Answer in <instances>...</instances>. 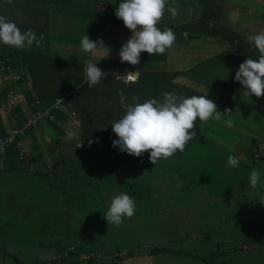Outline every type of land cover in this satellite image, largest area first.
Here are the masks:
<instances>
[{"label":"rangeland","instance_id":"1","mask_svg":"<svg viewBox=\"0 0 264 264\" xmlns=\"http://www.w3.org/2000/svg\"><path fill=\"white\" fill-rule=\"evenodd\" d=\"M90 1L97 2V5L108 3L107 0ZM120 2L121 0H112L114 10L112 15L115 17ZM177 2L180 8H175L181 14L176 12L173 16L165 11L159 25L179 23L181 18L189 19L191 16L197 17L198 21L204 19L200 18L199 14L201 9L207 11L208 0H177ZM67 7L73 10L80 20L75 24H56L55 26H62L52 28L48 37L49 55L42 57L37 55L35 59L40 64L39 71L46 70L47 64L55 59H58L62 66H66L68 60L72 63L76 58L79 61L95 59L98 61L97 65L103 68L129 65L128 62H121L119 52L122 45L132 36V32L125 29L121 19H111L104 27L105 35L101 37L102 25L90 19L88 11L84 10V2ZM64 25L72 27L66 28ZM84 32L94 41L102 39L104 45L110 48L109 55L103 57L105 55L103 50H98L95 54L82 51L79 43ZM188 34L190 33H187V37ZM1 45L6 46L5 51L8 52L7 57L2 58L3 61L12 62L15 58L19 59V55L9 46L2 43ZM182 46L167 62L166 69H182L185 61L192 62L195 61L194 58L200 57V54L193 56L192 53H186L187 46L180 49ZM11 66L14 67L12 64ZM35 68L37 69V66ZM57 69L61 72L60 75L63 74L62 68ZM136 70L138 71L134 67L127 69L126 72ZM113 72L115 73V70ZM65 79L66 77L62 79L59 77L52 88L65 89L63 81ZM9 81L10 75L0 72V91ZM167 81L166 77L160 76L151 84L158 85L166 92H172V89H167L172 87ZM47 85L50 86L49 83ZM243 98L251 106H248L246 111H241V106L232 110L231 126L227 123L208 122V130L202 129L209 138L215 140L220 138L224 141L188 142L184 149L188 153L167 159L161 158L156 165L150 162V153L145 152L141 156L142 165L137 164L126 170V160L129 161L130 155L121 152L109 142L102 149L94 148L97 150L93 153L92 160L99 165L96 175L90 170L91 159L88 157L91 150L85 149V142L82 140L83 146L79 155L66 153L67 158L64 159L70 167L61 173L55 167H46L42 155L33 157L34 154L30 156L27 153L29 158L16 162L15 168L7 169L5 174L0 173V183H9V186L5 185L4 191L11 194L8 198L1 197L3 205L0 206V264L30 263L39 257H50L62 245L83 241L80 236L81 231H87L86 228L89 226L91 230L89 229L88 233L95 236L96 240L93 244V240L81 242V249H92L94 246L102 248L103 244L105 245L104 242L102 243L104 232L112 231L113 227L117 229L113 232V236H130L128 223L133 226V230H136L138 239H131L128 243L133 242L136 245L137 243L134 242L136 240L141 242V246L137 248H144L147 243L138 235L141 221H146L148 224L158 222L155 225L158 232H151L159 234L158 240L162 239L163 234L181 236L177 244L185 246L182 248L190 252L177 253L166 250L155 256L157 264H171V262L174 264H264V204L259 200H264V160H252L248 150L244 151L242 160L234 153L224 154L221 158L215 150L203 153L212 149L213 145L221 149V146L226 147L227 144L235 141L240 143L241 147L239 144L238 146L243 149L247 144L246 141H239L243 133L264 142V100H262L264 98L260 97L258 100L255 95L245 94ZM90 111L93 112V109ZM95 111L99 120L95 117L92 121L93 125H101L100 115L105 113L106 109L95 106ZM65 113L68 114L66 119L58 121V125L66 130H74L77 135L81 128L78 115L72 110ZM10 117L13 121L16 119L12 115ZM227 119L228 117H225L224 121L226 122ZM256 123V136L245 131L244 125L248 129ZM44 129L41 126L35 127V134L37 140L43 146L47 144L45 148L51 150L49 131ZM58 130L55 128L53 133L59 135ZM98 133L100 134V131ZM76 143L80 145L79 141ZM22 146L26 147L24 143ZM260 146V153L255 155L256 157H261L264 153V143ZM57 150L61 151L57 155L63 157L65 146L60 144ZM86 155L88 157H85ZM230 155L239 158V165L235 168L227 166ZM81 156L83 158L77 163V159ZM31 162H33L32 167L37 171L32 170ZM188 162H191L190 166H187ZM49 164L51 165L50 162ZM0 165H2L1 155ZM254 168L259 171L261 177L255 189L249 185V177ZM75 176L78 178L77 182ZM21 183L24 185L22 186ZM26 183L28 185H25ZM33 183H36L35 188L32 186ZM121 192L134 198L136 211L131 218L124 217L123 224L117 227L109 225L104 214L113 197ZM15 193L19 196L15 197ZM30 195L34 197L30 198ZM188 196L194 197L191 205L188 203ZM121 230L125 231L121 232ZM141 234L143 238L144 231ZM106 236L109 237L110 234ZM259 238L263 241L259 242ZM235 244L237 247L234 246ZM229 247L232 251L226 249Z\"/></svg>","mask_w":264,"mask_h":264},{"label":"trees","instance_id":"2","mask_svg":"<svg viewBox=\"0 0 264 264\" xmlns=\"http://www.w3.org/2000/svg\"><path fill=\"white\" fill-rule=\"evenodd\" d=\"M108 3L104 2L105 4L102 5V3H100V5H97V2H91L88 0H84V1H80V0H73L72 3H69L68 5H72L74 3L78 4V3H86L87 5L90 7L91 12H89V17L91 20L101 23L100 28H101V37L104 36L105 34L103 33L104 31V27L107 26V24L109 23V21L111 19L116 20L118 19L117 17H115L114 15H112L113 13V3L112 0H107ZM209 1V0H208ZM211 1V0H210ZM171 3V4H170ZM243 4L251 6L252 8L255 7L256 12L254 13L255 15V19L254 23L255 24H250L249 22L244 23V32H243V39H246L248 36H250V30L249 27H251L252 25H256L257 26H264V0H243ZM172 5H174V3L169 2L166 5L167 7H173ZM177 5L180 7V5L177 3ZM212 7H214V9L219 13L220 12V8L212 5ZM208 10V9H207ZM200 14L201 16H199L200 18L203 17L204 19L201 21H198V18L195 16H192L194 19L195 23L199 24L200 27H205L206 31L203 33L204 36L207 35H212L214 34V37H216L217 34V27L216 25H214L212 27V29H210L211 25L205 21V19L209 20V19H213L214 22H216V19H214V16L212 15L214 13L213 9L211 8V12L205 11L203 9L200 10ZM91 13V14H90ZM231 13H235L237 15H246V13L244 11H237V10H232ZM54 15H57L56 13H54ZM92 15V17L90 16ZM241 16H240V20H241ZM100 17V19H99ZM120 20V19H118ZM169 25V24H168ZM172 28V31L174 32L176 37H183L187 40V43L190 45H187V49L185 50L186 53H192L193 56L200 54V57L194 58L195 61H185L182 69H195V67H197L198 65H202V64H206L207 66L211 67L214 71L218 70V69H223L226 70V72H228V74L230 76H233L231 79L233 80V83H231L229 85V90H232L234 88V86L236 85H240L239 82H237L235 80V73L236 70H234L233 68H230L229 66L225 65V60L227 61V64L229 65L230 62H232V66H235L236 64L233 65L234 61H238V56L236 54H234V48L235 45L233 43H231L228 47H226V52L224 53V57L219 55V51L223 50V47L219 50L218 49V45L216 43H213V46L210 45H206V44H197L196 46L191 43V41H193V38H189L187 37V30L183 29V27H180V22L178 23H171L167 28ZM36 28V27H35ZM164 28H166V26H161L160 29L163 30ZM26 30V29H25ZM33 31H39V29L34 30L31 29ZM220 33L219 35L222 36V34H225L227 37L233 38L235 40H237V38L233 37V35L236 34H240L241 35V31H237V29L231 30L226 28V26L224 25V27L221 25L220 28ZM258 30V29H256ZM186 32V33H185ZM50 33L46 34L44 37L46 39V42L42 43L38 49H35L36 45L31 46V48H22V49H16L15 52L17 54L20 55L19 59L15 58L14 59V67L19 71L20 73V77L17 78L16 80H10L9 82L5 83L3 88L0 91V135L4 134L5 132V128L6 125L5 123L2 121V115H3V111H8V115L9 116H14L16 119H14L15 123H20L24 120L25 116L27 115V112H24L23 106L19 103V102H15V103H8L7 102V92L11 91H15V90H20L22 92H24V94L26 95L28 102H29V106L31 108V111L34 112L38 107V105H40V107H45L47 106V104H51L57 97H63L64 98V104L65 106L71 111H74L80 121H81V128H80V139L82 141L85 142V149L90 150V149H94V147H96L97 149H102L107 142H109L110 145H113L112 142L113 140L117 139V136L115 135V133L112 131V126L111 124L115 121V115H111V116H107L109 115V110H107V112L105 111V113H103V116L100 118V124L101 125H97L94 124L93 125V120L95 119L96 115H95V106L100 107V105H102L103 103L107 104L106 106H109L111 103L112 108H115V110H117L119 107L121 108V102H120V96H119V92L123 91V93L125 92V88L127 84H130V82L132 81H128V82H124L122 78H118L117 75V83H116V87L111 90L108 86H104L102 89V92L99 90V88L97 87V85L89 88L88 87V82L87 79L85 78V72H84V65L83 62L81 63V60L79 61L78 58L73 59L72 63H69V60L66 64V66H62L60 64V61L58 59L53 60L52 62H49V64H47L48 68L46 70H42L39 71V63H37L35 61L36 57L33 59V68L37 71V75H30L27 74L28 72L26 71L25 65L24 63L27 62L26 59L24 58V56L28 53V52H34V51H38L40 50L41 52V57L42 55H49V45L50 42L48 40ZM86 35V33H83V36ZM202 35V34H200ZM70 36V35H69ZM68 36V37H69ZM67 37V38H68ZM203 37V36H201ZM208 40H210V36H207ZM69 40V39H68ZM219 41V39L214 38L213 42H217ZM190 41V43H189ZM247 40H245L243 43H246ZM48 43V44H47ZM70 44H76V43H70ZM80 44V43H79ZM248 44V42H247ZM45 48H47V50H44ZM167 52L170 54H174L175 53V48H169L167 49ZM81 55V54H80ZM198 56V55H197ZM235 63V62H234ZM35 66H37V69L35 68ZM57 68H62L63 69V74H59L61 73ZM109 69V68H106ZM126 68H124V70L120 71L119 74L121 73H125L126 72ZM106 72H110L106 71ZM139 72V70H138ZM196 83H198V85L200 87H205L208 84H211V80L213 79L211 76L207 75L205 69H201V71H199L198 73H196ZM39 77V79H38ZM61 77V79L63 77H66L64 81L65 86L67 87V89H60L57 90L56 88H50L48 87V83L51 85L52 81H56L58 80V78ZM141 77V72L138 73L136 82H138L140 80ZM109 81V78H104L103 81ZM150 80V79H148ZM171 80V79H170ZM167 81L168 84H174L172 81ZM30 82V86L28 85ZM47 83V84H46ZM108 83V82H107ZM61 85V83H59ZM133 84V83H132ZM233 86V87H232ZM68 89H75V93L72 94V92L67 91ZM167 89H171V87H168ZM237 89V102L236 104H241V108L245 107V102L243 100V95H244V91H241V88H236ZM54 90V91H53ZM172 90H174L173 86H172ZM165 90L160 91L158 94L164 92ZM41 93V95H40ZM141 93H143V90H136L131 94V97L126 99L128 100V102L132 101V97L136 96L139 97V100L136 101L138 103H143L148 99H151V97L153 96H158V94L156 92H152V91H147L144 95H142ZM125 95V94H124ZM42 96V97H41ZM35 98H39V102L40 104H36L33 103ZM264 98V97H263ZM264 100V99H262ZM6 101L7 105H3L2 102ZM51 102V103H50ZM133 102V101H132ZM226 104V103H225ZM120 105V106H119ZM228 105V104H227ZM119 106V107H118ZM12 108H14L15 110H13ZM93 109V112H91L90 110ZM242 110V109H241ZM11 111V112H10ZM232 111V110H231ZM55 112V116L57 119L54 120H45V121H41L38 122L36 125H31L30 127H28V129L26 130L25 135L27 136L28 134H30V140H29V144H31V154H34L33 157H36L37 155H42L43 158H45V154L46 151H48L47 147L45 148V144L44 146L42 145V143L40 141L37 140V136L35 134V130L34 128L37 126H41L42 128H49L48 131H52L49 134V139L50 142L52 141L53 144L57 143L56 145L54 144V148H58V145H60V134H64L67 130L63 127H61L60 125H58V121L66 119L67 117V113H65L64 109H54ZM105 114V115H104ZM117 116V115H116ZM227 116V115H226ZM228 117V116H227ZM117 118V117H116ZM99 120V118H98ZM97 120V122H98ZM107 127L109 129H107ZM245 127V131L249 132L251 134H253L254 136H256L257 134V123L254 124V126H249L248 129H246V125H244ZM55 128H58L59 130V135H55L53 132L55 130ZM201 127H199L200 129ZM11 128H9L8 130H10ZM100 131V134L98 133ZM48 132V133H49ZM107 132V133H106ZM264 134V133H263ZM246 136V140L245 139ZM242 141H246L247 144L245 146V148H243L242 150L246 151L248 150V152L251 155V159L252 160H264V153L261 157H256L255 153L259 151L260 149V144L264 143L262 142V140H255L252 137L247 136L246 133H243L241 136ZM89 141H93V143H91V145H89ZM98 141V142H96ZM28 142V141H27ZM190 142V141H189ZM50 146V144H49ZM98 146V147H97ZM186 146V145H185ZM264 147V146H263ZM22 146L17 145L15 143L13 144H9V146H7L5 148V151L3 154L1 155V160H2V165H0V173L3 172L4 174L6 173L7 169L10 168H15V163L18 161H21L23 159V152H22ZM180 153V152H179ZM113 154V153H112ZM178 154V153H177ZM174 153V156L177 155ZM259 155V154H258ZM116 159V157H115ZM110 163V162H109ZM85 164V163H84ZM140 164L142 165V158L141 157H134L132 155H130V159L129 161L126 160V170L130 169L131 167ZM98 164L93 163V167L94 168H99ZM45 166H47L46 162H45ZM86 166V164H85ZM190 166V165H187ZM33 171H37L36 168H33ZM5 185L9 186L8 182H1L0 183V206L3 205V200L1 201V197H5L6 193L4 191L5 189ZM189 197V205L191 203H193L194 197L188 196ZM158 222H154L153 224H148L146 223V221H141V228H139V238L143 241L147 243V246L144 248H137L138 246H141V242H137V232L135 233V229L131 230V235L130 236H121V235H116L113 236V232L114 231H105L104 235L102 236L104 238V241L102 240V243L104 242L105 245L103 244V250H98L95 249L94 247H98V246H94L92 249H85L82 250L80 247L81 242L82 243H86L89 241H92V244L95 242V239H93V235H91L90 233V226L89 228H86L87 231H81L80 236L82 237L83 241L81 242H76L73 244H68L69 246L67 247H59L57 248L51 255L50 257L46 258V259H40L37 260L36 262L33 263H29V264H80L81 262H83L84 260L86 261H90L93 264H157L155 263V256H157L158 254L164 252V251H170V252H177V253H190L188 250H184L182 247V245L177 244L178 239L181 237L176 236V235H169V234H163L162 235V239L158 240L159 238L157 236H159V234H152L151 232H158L157 228L155 229V225H157ZM130 229H133V226L130 225L129 226ZM90 229V230H89ZM144 231V237L142 238V234L141 232ZM145 231H147V233H145ZM72 234H74V232L72 231ZM106 234H110V236H106ZM128 234V233H126ZM134 242H136L137 244L135 245V243H128L129 241H131V239H135ZM146 238V239H145ZM108 239V240H105ZM259 242L263 241V239L261 240V238L258 239ZM101 243V246H102ZM133 246H136L135 248H131ZM236 246V244L234 245ZM231 247V246H230ZM226 248L228 251H232L231 248ZM237 247V246H236ZM135 250V251H134ZM134 258H136V260H133ZM22 264H28V263H22ZM171 264H174V262H171Z\"/></svg>","mask_w":264,"mask_h":264},{"label":"clouds","instance_id":"3","mask_svg":"<svg viewBox=\"0 0 264 264\" xmlns=\"http://www.w3.org/2000/svg\"><path fill=\"white\" fill-rule=\"evenodd\" d=\"M6 2L10 4L12 0H6ZM167 4L168 0H121L115 15L132 32V36L122 45L119 52L121 62L136 66L140 63L142 52L149 55H162L166 49L174 45L176 40L174 32L170 28L161 30L157 27L165 11L173 16L176 15L177 9L166 8ZM42 40V35L37 39L35 32L31 29L22 32L9 17L0 15V43L22 49L31 48L33 43L39 47ZM247 41L259 51V57L258 59L249 57L242 62L235 73V80L245 89V95L264 97V31L248 36ZM80 47L82 51L91 54L103 50L105 53L103 57L108 56L110 52V48L104 45L102 39L94 41L87 33L81 38ZM0 60L12 65L15 62ZM97 63L95 59L83 61L89 88L102 83V80L109 75L102 71ZM0 72L6 73L1 70ZM135 72L137 71L128 72L129 81H136L137 76L131 74ZM118 94L125 112L122 118L111 124L112 131L118 137L113 140V147H118L121 152L135 157H141L145 152H149V160L154 165L161 158L167 159L173 156L177 150L184 151L185 145L197 135L194 130L197 118L201 122H207L210 118L219 120L227 115L226 123L229 126L233 123L231 109L226 108L223 113L217 111L218 105L207 98V94L183 97L177 92H167L163 94L162 99L152 98L143 103L136 102L139 97L133 96V102L127 104H125L126 97L123 91ZM3 102V105H7L6 101ZM75 136L74 130L66 131L67 138L71 139ZM91 143L93 141H89V145ZM82 146L83 143L79 147ZM238 165L239 158L230 155L227 166L235 168ZM260 179L259 171L254 168L249 177V185L255 189ZM259 200L261 204H264V200ZM135 211L134 198L121 192L113 197L104 217L109 225L119 227L124 222L123 218H131Z\"/></svg>","mask_w":264,"mask_h":264},{"label":"crops","instance_id":"4","mask_svg":"<svg viewBox=\"0 0 264 264\" xmlns=\"http://www.w3.org/2000/svg\"><path fill=\"white\" fill-rule=\"evenodd\" d=\"M73 0H12V3H7L6 0H0V15H4L6 17H9L12 21L19 22L16 23L17 26L20 28V30L22 32H25L29 29H34L37 30L39 29V31H34L37 39H39L41 37V35L43 36V40L41 41V44L46 42L45 39V35L50 33L51 34V30L54 27H61V26H55L56 24H75L76 21L80 20L79 17L75 14V12L72 10H70V8H68L67 6H72V5H76V3L72 4V5H68L69 3H72ZM88 1V0H87ZM90 1V0H89ZM169 2L174 3V5H172L173 7H177L180 8L177 5V0H168ZM91 5L92 2L95 1H90ZM82 3H78V5H80ZM171 4V3H170ZM212 5H215L217 7L220 8V12L218 13L214 7H212ZM211 8L213 9L214 13L212 14L214 16V19H216V22L213 21V19H205V21L211 25L210 29H212V27L214 25H216L217 27V31L215 34L216 37H214V34L212 35H207L210 36V40H208L207 36H204L203 33L206 31L205 27H200L199 24L195 23L194 19L191 16V18L189 19H182L180 22V27H183V29H186L187 33H193V34H197V37H193V41H191V43H193L195 46L197 44H206V45H210L213 46V43H216L218 45V48L221 49L223 47V50L219 51V55L221 56H225L223 52H226V47H228L231 43H233L235 45L234 48V54H236L238 56V61H234L233 65L236 64L235 66H232V62L229 63V65L227 64V61L225 60V65L229 66L230 68H233L234 70H238L239 65L244 62L246 59H248L249 57L252 59H258L259 57V51L255 48V46L251 43L248 44L243 43L246 39H243V32H244V23L249 22L250 24H255L254 20L255 19V15L254 13L256 12L255 7L252 8L251 6L245 5L243 4V0H209L208 1V12H211ZM50 9V11L48 10ZM84 10L90 11L91 9L90 7L87 5V2L84 3ZM232 10H237L239 12L244 11L246 13L247 16L245 15H237L235 13H231ZM54 13H56L57 15H54ZM89 14V12H88ZM177 14H181L177 11ZM193 14V13H191ZM240 16H241V20H240ZM191 22V24H190ZM179 24V23H178ZM168 25V23L164 24V25H157V27H161V26H165ZM221 25L224 27V25L226 26V28L234 30L237 29V31H241V35L240 34H236L233 35V37L237 38V40L227 37L225 34H222V36L219 35L220 33V28ZM36 27V28H35ZM64 27L69 28L72 26H67L64 25ZM168 27V26H167ZM166 27V28H167ZM170 28V27H169ZM26 29V30H25ZM125 29H127L125 27ZM172 30V28H170ZM258 29V30H256ZM250 30V35H255L257 33H259L260 31H264V26H257L256 25H252L251 27H249ZM174 31V30H173ZM185 32V33H186ZM202 34V35H200ZM115 36V35H114ZM203 36V37H201ZM192 38V37H190ZM219 39V41L217 42H213V39ZM188 39H185L183 37H176V40L174 42V47H175V53L177 52V50L179 49L180 46H190L187 43ZM190 43V41H189ZM48 44V43H47ZM35 45V43H34ZM183 46L180 48L182 49ZM10 49L14 52L17 49L16 47H11L9 46ZM6 46H2L0 43V58H4L7 57L6 55L8 54L7 51H5ZM39 48V47H35ZM44 50H47V48H45ZM17 54V53H16ZM178 55H181V53H177ZM19 55V54H18ZM37 55H41L40 51H34V52H28L24 58L26 59L27 62L24 63L26 71L28 72L27 74L30 75H37V71L33 68V59L37 56ZM10 57V56H8ZM20 57V55H19ZM172 57H174V54H170L167 52V49L165 51L164 54H153V55H149L146 52H142L140 55V63L136 66H133L131 64L126 65V66H118L115 65L113 67H106L103 68L99 65H97L99 68H101L102 71L109 73V75L106 78H109V81H103L102 83L97 84V87L99 88V90L102 92V89L104 86H108L111 90H113L116 87V83H117V77L119 78V73L120 71L124 70V68L126 69H132V68H137L139 70V72H141V77L140 80L138 82H130V84L126 85L125 88V96H127V98L131 97V94L136 91V90H143L142 95H144L147 91H152V92H156L157 94L162 91L163 89L161 87H159L158 85H153L151 84L153 80H157L160 76H164L166 77V79L169 81H172L174 84L172 85L174 90H172V92H177L179 93L181 96L183 97H191V96H200V95H206L207 94V98L213 100L217 105V111L223 113L224 110L227 109H231V110H235L236 108H238V106H241V104H236L237 102V89L236 88H241V91H245V89L241 86V85H235L234 88L232 90H229V85L231 83H233V80L231 79L233 76H230L228 74V72H226V70L223 69H218V70H213L211 67L207 66L206 64H202L201 66L198 65L197 67H195V69H178V68H174L172 70H168L166 69V65L167 62L172 59ZM84 61V59H82ZM81 61V63L83 62ZM126 64V63H125ZM144 67H148V68H144ZM205 69L207 75L211 76L213 79L210 81L211 84L206 85L205 87H200L198 85V83H196V76L199 71H201V69ZM113 70H115V73L113 72ZM117 75V77H116ZM86 78V77H85ZM150 79V80H148ZM124 82H128L126 80H123ZM108 82V83H107ZM128 82V83H129ZM133 83V84H132ZM161 82H159L160 84ZM30 86V82L28 84ZM54 85H56V81H52V84L49 86L50 88H52ZM233 87V86H232ZM67 89V87L65 88ZM172 89V87H171ZM62 90V89H61ZM54 91V90H53ZM67 91L72 92V94H74L75 89H68ZM167 93L166 91L158 94V96H153V98L155 99H162L163 94ZM41 95V93H40ZM42 97V96H41ZM243 97V96H242ZM244 100V98H243ZM259 100V98H258ZM132 101L128 102V100H125V104L127 103H131ZM245 102V107L241 108V111H246V109L248 108V106H251L248 104V102L246 100H244ZM51 103V102H50ZM226 103V104H225ZM228 104V105H227ZM48 105V104H47ZM107 104L103 103L102 105H100L101 107H103L104 109L109 110V114L111 115H115V121L119 120L120 118H122V116L124 115L125 109L123 108V106L121 105V108L119 107L117 110H115V108H112L111 103L109 106H106ZM66 107V106H65ZM97 108H99L97 106ZM13 110H15L14 108H12ZM24 112L26 113L27 110L29 113L31 108L30 107H23ZM65 111H69V109L66 107L64 108ZM11 112V111H10ZM97 117V113L96 111L94 112ZM105 115V114H104ZM117 115V116H116ZM103 116V113H101L100 118ZM117 117V118H116ZM225 117H227L226 115L222 116L221 119L217 120L215 118H210L207 122H201L199 120V118H197V121L195 123V131L197 133V135L190 140V142H215L218 140H221L220 138L218 139H214V138H209L208 135H206L202 129L208 130V122H216V123H220V124H225L226 122ZM2 121L5 123L6 128H5V132L4 134L9 132V128H12L13 126L16 125V123H14L15 121H13V119L8 115V111H3V115H2ZM199 127H201L199 129ZM44 130H46L48 132V129L45 128ZM50 134V132H49ZM59 134V132H58ZM60 144L65 146V152H63V157H60L58 154V152H61L60 150H57V148H54V144L53 142H50V147L52 148L51 150L48 149V151H46L45 154V158L44 161L46 162L47 166L46 167H55L56 170H58L60 173L63 172L64 170L69 169V163L65 160L66 157V153H71L73 154H77L79 155L80 153V149L81 147H79L81 145V139H80V132L77 133V135L72 139H69L66 137V132L64 134H60ZM240 142H241V135H240ZM237 138V139H239ZM29 140H30V134H28L27 136L24 135L22 138L23 143L26 145V147L22 146V150L25 152V154L22 156L23 160L29 158L27 153H29V155L31 156V144H29ZM236 140V139H235ZM246 140V136L245 139ZM28 141V142H27ZM77 141L80 142V145H77ZM224 141V140H221ZM22 143V144H23ZM241 147V144L238 143L237 141H235V143H229L227 144L226 147H222L221 149H217L218 146L213 145L212 149H208L203 151V153H209L213 150H215L220 158L222 156H224V154H228V153H234V154H238V157H240V159L242 160L243 157V153L244 150H242L239 146ZM212 145V144H211ZM59 146V145H58ZM220 146V144H219ZM95 148V147H94ZM90 153H89V157L86 155L85 157H88L89 159H91V166H90V170L91 173L96 175V170L97 168L93 167V153L95 152V150L97 149H90ZM22 151V152H23ZM23 152V153H24ZM180 152V153H179ZM178 153V154H177ZM181 153H188V151H179L177 150L175 154V156L180 155ZM174 156V154H173ZM171 156V157H173ZM65 158V159H64ZM83 158V156H81V158L77 159V163L78 160L81 161V159ZM55 159H57V163H55ZM244 159V158H243ZM47 160V161H46ZM49 162L51 163V165L49 164ZM33 162H31V168L33 170L32 167ZM179 165V164H178ZM177 165V166H178ZM187 165H191V162H188ZM48 167V168H49ZM76 178V182L78 180V178L75 176ZM21 185L23 186L24 184L21 183ZM25 185H28L27 183ZM36 183H33L32 186L35 188ZM20 187V186H19ZM11 194L10 193H6L4 198H8ZM15 197H18L19 194L15 193L14 194ZM32 196L34 197V195H30V198H32ZM191 205V204H190ZM95 225V224H94ZM128 225L130 226L131 224L128 223ZM106 230H108V228H106ZM117 229H115V227H113L112 231H115ZM133 230V229H130ZM125 230H121V232H123ZM110 232V231H109ZM96 237L93 236V239ZM108 240V239H105ZM255 241V240H254ZM70 244V243H69ZM73 244V243H71ZM69 246L68 244L62 245L61 247H67ZM59 248V247H58ZM82 248V246L80 247ZM95 249L98 250H103V248L101 247H94ZM85 250V249H82ZM48 257H39L36 260L30 262H36L37 260L40 259H46ZM93 262V261H92ZM90 261H86V262H81L80 264H93ZM29 264V263H28ZM53 264V263H52Z\"/></svg>","mask_w":264,"mask_h":264},{"label":"built area","instance_id":"5","mask_svg":"<svg viewBox=\"0 0 264 264\" xmlns=\"http://www.w3.org/2000/svg\"><path fill=\"white\" fill-rule=\"evenodd\" d=\"M0 70L8 73L10 75V80H16L20 77L19 71L12 67L10 63L5 64L0 60ZM137 71V70H136ZM138 71L135 73H131L132 75L138 76ZM128 72L121 73L119 75L120 78L123 80H128ZM64 98L63 97H57L51 104L40 107L39 98H35L33 103H36L39 108H37L34 112L30 110V112L25 116L24 120L15 126H13L8 133L0 135V154H3L5 151V148L9 146V144H17L22 145L23 141L22 138L26 133V130L31 125H36L38 122L45 121V120H54L57 119L55 116L54 109H64ZM7 102L8 103H15L19 102L22 106H29L28 99L24 92L20 90H15L12 92H7ZM4 103V102H3ZM30 107V106H29ZM65 111V110H64ZM74 112V111H72ZM260 153V149L258 152L255 153V155H258Z\"/></svg>","mask_w":264,"mask_h":264},{"label":"water","instance_id":"6","mask_svg":"<svg viewBox=\"0 0 264 264\" xmlns=\"http://www.w3.org/2000/svg\"><path fill=\"white\" fill-rule=\"evenodd\" d=\"M188 36L193 38V37H197L198 35L197 34L190 33V34H188Z\"/></svg>","mask_w":264,"mask_h":264}]
</instances>
